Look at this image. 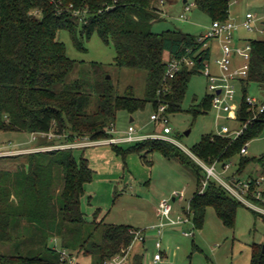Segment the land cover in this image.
Masks as SVG:
<instances>
[{
    "label": "trees",
    "instance_id": "obj_1",
    "mask_svg": "<svg viewBox=\"0 0 264 264\" xmlns=\"http://www.w3.org/2000/svg\"><path fill=\"white\" fill-rule=\"evenodd\" d=\"M157 1L0 0V133H26L39 139L53 134L62 145H67L76 139L113 138L110 131L122 111L133 115L150 104L155 111L160 105L167 106L168 116L182 112L192 77L201 74L205 62L210 60V49L204 48L209 40L200 43V38L179 31L152 32L153 22L161 17ZM193 3L212 23L229 19L230 0H193ZM60 31L69 32L80 49L83 46L78 38L90 40L94 34L104 43H112L118 68L146 72L144 98H135L132 88L119 95L109 81L102 80L95 89L97 105L90 110L92 95L80 81H68L76 62L68 58L65 45L58 41ZM250 45L248 76L239 82L243 92L237 113L240 126L253 118L247 104L249 86H264V40H251ZM183 58L193 60L195 65L191 68L184 65L175 79L166 80L168 62ZM210 108L212 96L205 97L199 107L189 112L196 117ZM263 131L264 114L237 140L205 135L190 152L209 166L216 161L234 162L237 174L243 176L255 161L241 156V150ZM57 141L44 145L37 142L36 148L61 145ZM112 148L124 160L129 154L145 153L142 159L147 162V155L159 153L190 169L197 182V191L189 203L195 228L204 226L209 208L214 209L225 227L235 228L237 212L245 206L215 181H210L200 193L204 170L175 144L147 139L128 149ZM22 156H28V164L21 166L12 181L11 173L1 174L0 244L13 242L12 227L22 219L33 229L30 240L39 251L32 256L0 253V264H68L60 260L56 248L48 245V239L59 241L61 249L76 259L81 256L91 259V264H106L132 245L136 232L133 227L106 224L96 218L89 222L85 218L81 209L84 187L94 178L87 159L81 157L77 161L72 149ZM257 162L264 176V158ZM57 178L63 186L56 195L53 186ZM257 180L250 176L252 195L248 198L264 209V193L263 202L254 196ZM252 211L256 217L264 218V214ZM132 264H143V258L135 257ZM250 264H264L262 245L252 246Z\"/></svg>",
    "mask_w": 264,
    "mask_h": 264
},
{
    "label": "rangeland",
    "instance_id": "obj_2",
    "mask_svg": "<svg viewBox=\"0 0 264 264\" xmlns=\"http://www.w3.org/2000/svg\"><path fill=\"white\" fill-rule=\"evenodd\" d=\"M187 1L188 4L193 3V0ZM156 5L163 13L160 19L152 24L151 31L154 33L179 31L199 39L205 36L212 25L210 17L196 7L192 8L187 20H182L181 15L185 11L184 0H165L164 6L158 4L157 1ZM247 14H252L257 18V32L250 34L239 30L235 33V40L238 37L248 40H264V34L260 32L264 31V0H230L228 20L241 24ZM78 39L82 43V49L76 46L69 32L60 31L58 33V41L65 45L68 58L76 62V68L68 81H80L85 86V90L92 95L90 110H94L97 105L98 97L95 89L98 82L102 80L109 81L119 95H124L128 88H132L135 98H144L146 72L118 68L114 62L116 53L113 44L104 43L97 34H94L90 40L81 37ZM208 45L211 47V54L207 62L210 64L211 71L216 74L218 71L215 61L219 56L220 43L212 39ZM237 60L239 66L244 63V60L239 57ZM209 85L207 77L202 72L194 75L182 105L183 111L168 116L170 137L175 141L173 144L187 154L201 141L203 136L216 135L223 128H227L228 131L235 129L234 121L229 114H218L213 108L196 117L189 112L191 108L199 107L205 97L212 96ZM235 89L236 96L231 106L233 114L237 115L236 111L239 110L243 95L240 83L235 84ZM247 97L264 103V86L251 84L247 90ZM154 112L150 104L143 111L133 115L124 111L119 112L114 136L124 137L130 126L139 135L163 134V126L150 120ZM186 133L189 135L186 136ZM36 138L38 137H32L26 133H0V179L1 174L6 170H11L14 172L11 178L9 177L12 181L13 176L21 171V166H27L28 156L22 155L64 147L36 148L38 143L44 145L46 142L58 139ZM56 143L61 144V141L58 139ZM130 146L132 144H123L120 147L128 149ZM144 154L132 153L124 160L117 155L112 146L107 145L73 151L77 161L81 157L90 160L91 169L94 171L93 181L85 185L81 201L82 212L89 222L96 218L99 222L104 220L106 224L130 225L140 230L152 223L160 222L157 210L163 200L170 201L173 209L172 217L187 219L188 203L197 187L193 172L181 166L176 160L165 159L159 153L146 156L147 162H151L150 165L142 159ZM247 157L254 159L255 162L246 169L242 177L252 176L259 179L263 176V170L257 161L264 158V131L259 138L249 143ZM218 169L220 170V167ZM235 170L234 168L231 172ZM6 182L9 183L8 179ZM0 185H2L1 180ZM62 186V182L57 178L53 186L56 195L61 192ZM182 191L186 194V201L174 202L173 194ZM12 200L16 201V197L12 196ZM32 230L27 220H18L12 227L13 242L1 243L0 253L23 256L37 254L39 247L33 240H30L34 234ZM162 233L161 252L164 256V264H250L252 246L257 244L264 247V218L256 217L248 207H241L237 212L235 228L229 229L217 217L214 209L209 208L201 229L195 228L191 214L190 222L184 224L181 230L166 228ZM146 235L148 238L154 235V232L146 231ZM156 242L147 239L144 248L146 257H154L158 253ZM48 245L52 248H61L60 242L52 239H48ZM77 263L91 264V259L77 257Z\"/></svg>",
    "mask_w": 264,
    "mask_h": 264
},
{
    "label": "built area",
    "instance_id": "obj_3",
    "mask_svg": "<svg viewBox=\"0 0 264 264\" xmlns=\"http://www.w3.org/2000/svg\"><path fill=\"white\" fill-rule=\"evenodd\" d=\"M159 4L161 6L165 5V0H160ZM195 7L194 3L185 4L184 14L181 15L182 20H187V16L191 15L192 8ZM158 8V7H157ZM161 10V8H158ZM163 12L161 11V14ZM257 18L252 14H247L244 21L241 24H237L233 21L226 22H213L211 27L205 36L200 37L199 42L202 43L205 40H217L220 43L221 55L217 57L215 61V66L217 67L219 73L214 74L211 71L210 64L205 62L202 73L207 77L209 81V91L212 93V108L217 111L218 114L225 113L229 114L233 120L237 121V115L233 114V107L236 96L235 84L239 83L241 80L246 79L249 72V61L251 55V45L250 43H245L244 45L237 44L235 42V33L241 28L249 33H255L257 31L256 27ZM264 34V31H260ZM208 44L204 45L207 48ZM239 57L244 60V63L239 67L233 66V59ZM193 67L195 62L191 59H172L167 64L166 80H173L177 76V73L181 71L183 66ZM247 104L253 113V118L247 123L239 126L238 129L233 131H228L227 128L219 130L216 134L219 137L229 138L232 140H237L244 135L245 131L248 129L249 125L253 123L254 120L258 119L259 116L264 114V103H259L258 100L248 97ZM237 109V106L234 105ZM232 111V112H231ZM236 113H238L236 111ZM150 120L154 123H160L163 126V134L161 135H139L136 130L130 126L128 132L124 137H115L108 140L101 141H91L90 139H76L74 143L67 145H57L64 146L56 150L72 149H86L93 146L107 145V146H121L123 144H135L142 142L147 139L161 140L168 143H175V141L170 137L171 129L168 127L169 117L167 114V106L160 105L158 110L151 115ZM115 130L112 129L110 134L114 135ZM42 138L46 135H42ZM47 138L54 139L57 138L53 134L47 135ZM37 139V138H36ZM58 140V139H56ZM248 145L246 144L241 150V156L248 155ZM56 147V146H53ZM66 147V148H65ZM50 148V147H49ZM52 148V147H51ZM54 151V150H52ZM188 154L201 166L204 170L205 178L201 184L200 193H203L210 181H215L224 190L232 196L237 201L241 202L245 207L254 210L258 213L264 214V209L257 204L253 203L248 197L252 195L251 193V181L248 178L240 177L237 174L238 166L234 162H219L216 161L213 165H206L204 162L196 158L191 152ZM220 167V170L218 169ZM236 169L231 172L232 169ZM258 190L255 193V198L263 202L262 195L264 193V176L257 180ZM185 199L183 193L175 192L173 194V200L182 202ZM172 205L169 200H163L159 205V218L160 222L155 225L152 229L155 230L158 235L162 234V231L166 228L178 227L188 220H184L181 217L176 219L172 218ZM142 232H134V242L127 249L124 250L120 255H117L106 262V264H131L130 251L133 244L136 241H142ZM187 235V234H186ZM56 248V247H55ZM60 254V260L63 263L76 264V258L71 256L67 250L56 248ZM156 249L158 253L154 255V263L159 264L162 261V244L160 239L156 242Z\"/></svg>",
    "mask_w": 264,
    "mask_h": 264
},
{
    "label": "crops",
    "instance_id": "obj_4",
    "mask_svg": "<svg viewBox=\"0 0 264 264\" xmlns=\"http://www.w3.org/2000/svg\"><path fill=\"white\" fill-rule=\"evenodd\" d=\"M159 2H160V0H158V4H159ZM187 3H188V1H187ZM156 7H158L159 8V6L158 5H156ZM162 11V10H161ZM240 30H243V31H245L244 29H240ZM245 32H247V31H245ZM257 32V31H256ZM247 33H249V32H247ZM250 34H253V33H250ZM250 41L251 40H248V39H246V38H243V37H238V39H236L235 40V42L237 43V44H240V45H243V44H245V43H250ZM243 43V44H242ZM208 48L209 49H211V47H209V45H208ZM219 49H220V47H219ZM219 53V56L221 55V51L219 50L218 51ZM218 56V57H219ZM237 58L238 57H235L234 59H233V66L234 67H238L239 66V62H238V60H237ZM241 66V65H240ZM217 68V67H216ZM217 71H218V69H217ZM218 73H219V71H218ZM217 72H216V74H218ZM133 121V119L131 120V122ZM234 122V125H235V129H238L239 128V123L236 121V120H233ZM234 129V130H235ZM32 136V135H31ZM145 136V135H144ZM33 137V136H32ZM89 162V166H90V168H91V161L89 160L88 161ZM6 172H9V173H11L12 171L11 170H6ZM97 173V172H96ZM12 175L14 174V172H12L11 173ZM243 178H248V179H250V177H243ZM196 191H197V187H196ZM195 191V192H196ZM181 193H183L184 194V197H185V199L182 201V202H180V201H178V200H176L177 202H180V203H183V202H185L186 201V194H185V192L184 191H182ZM194 195V194H193ZM193 197V196H192ZM192 199V198H191ZM190 199V200H191ZM172 200H173V197H172ZM174 201V200H173ZM176 201H174V202H176ZM189 203H190V201H189ZM189 203H188V210L186 211V213H187V219L186 220H188V222H185L184 224H186V223H189L190 222V216H191V211H190V206H189ZM159 210V209H158ZM157 210V216L159 217V211ZM173 219H176V218H174V217H172ZM178 218V217H177ZM159 223V222H158ZM158 223H152L151 225H149V226H146V228H143V229H140L139 230V228L137 229V228H134L133 226H131V227H133L134 229H136V231H140V232H142L143 234H142V241H136L134 244H133V246H132V248H131V251H130V260H131V264L133 263V259L135 258V257H137V256H139V257H142L143 258V264H155L154 263V257H146L145 255H144V248H145V243H146V241H147V239L148 240H153V241H157L158 239H160V241H161V238L163 237V233L161 234V235H158V233L155 231V230H153L152 228L155 226V225H157ZM184 224H182V225H180V226H178V227H174L173 229H175V230H178V229H182V226L184 225ZM128 226H130V225H128ZM172 229V228H171ZM145 230V231H144ZM146 231H151V232H154V235H150V236H148V238H147V235H146ZM162 261L159 263V264H164V262H163V260H164V256H163V253H162Z\"/></svg>",
    "mask_w": 264,
    "mask_h": 264
},
{
    "label": "water",
    "instance_id": "obj_5",
    "mask_svg": "<svg viewBox=\"0 0 264 264\" xmlns=\"http://www.w3.org/2000/svg\"><path fill=\"white\" fill-rule=\"evenodd\" d=\"M186 3H187V0H184V4H186ZM185 135L188 136L189 133H186Z\"/></svg>",
    "mask_w": 264,
    "mask_h": 264
}]
</instances>
